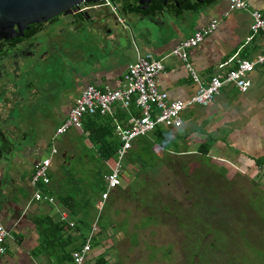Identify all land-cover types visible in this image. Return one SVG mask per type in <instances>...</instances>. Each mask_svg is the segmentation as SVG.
Returning <instances> with one entry per match:
<instances>
[{
	"label": "crops",
	"instance_id": "0c3cea01",
	"mask_svg": "<svg viewBox=\"0 0 264 264\" xmlns=\"http://www.w3.org/2000/svg\"><path fill=\"white\" fill-rule=\"evenodd\" d=\"M246 1L249 9H257L264 16V0ZM225 12H228L226 16ZM145 15L147 14H142L141 17ZM158 15L164 19L158 23L164 24L167 20L172 24V37L169 40L151 42L140 32L143 25L139 24V20L142 18L130 16L131 28H134L130 33L129 26L119 20L128 55L114 63L97 62L86 70L78 65L75 80L81 83V89L77 96L87 84L101 89L121 86L127 65L134 62L138 54L151 52L157 58H162L164 65L163 71L157 76L159 89L166 91L170 99H188L195 92L196 85L184 63L169 53L180 40L191 36L214 19L219 21L217 28L188 50L189 62L202 83L208 82L221 70L231 69L237 57L254 60L264 49V33H252L250 30V12L229 10L226 0L172 1L168 9L154 16ZM113 27L117 29L120 26ZM87 32L90 33H84ZM102 32L106 33L108 39L113 38L109 26L92 32L93 37ZM250 36L251 39L247 42ZM83 51L84 47L81 46V53ZM248 77L251 85L245 92L239 91L232 84L224 85L208 105L187 107L182 112V125L158 126V131L137 137L130 150H140L147 142H154L156 159L163 162L169 158L176 161L178 158L191 160L200 157L199 150L207 147L206 159L210 162L221 161V164L228 167V171L224 172L225 181L238 179L249 182L257 187L258 192L264 193V174L256 171V166L264 165V65H256ZM9 98L8 92L0 93V99H4L0 102L2 115L8 109ZM68 111L69 108L58 125ZM138 113L139 110L134 105L129 109L116 105L113 117L98 115V120L108 121L114 128L113 119L127 125L131 117ZM88 116L93 115L83 118L82 127H71L77 133H84L87 138L88 131L84 126ZM12 126L13 123L0 122V224L10 230L11 235L6 240V250L0 257V264H63L58 259L55 248L52 245L44 247L41 242L45 231L43 226L49 222L65 223L64 231L67 232L62 237H69L65 248L78 249L98 216L96 209L101 203V193L105 191L104 176L110 170L111 158H102L100 145L93 144L96 145L100 165L93 173L95 180L92 187L84 188L78 185V171H69L70 161L77 157V148L68 140L69 135L65 136L63 141L67 149L57 151L59 158H54L56 154L52 157L49 167L50 183L40 184L43 190L55 198V204L35 201L32 199L35 187L31 183L35 164L49 154L53 140L58 137L51 138V129H47L42 123L36 126L39 133L29 131L25 136L10 133ZM25 127L29 128L30 124H25ZM71 128L61 135H67ZM100 134L105 132L101 131ZM85 160L88 158L85 157ZM63 211L67 216L64 220L60 217ZM96 237L93 241V257L100 254L94 253Z\"/></svg>",
	"mask_w": 264,
	"mask_h": 264
},
{
	"label": "rangeland",
	"instance_id": "374dc122",
	"mask_svg": "<svg viewBox=\"0 0 264 264\" xmlns=\"http://www.w3.org/2000/svg\"><path fill=\"white\" fill-rule=\"evenodd\" d=\"M133 15L142 18L141 13ZM163 20L159 15H145L139 20V24L143 25L140 32L151 42L169 40L173 34L172 24L167 20L164 24L158 23ZM64 22L58 18L52 24ZM122 24L129 26V33L134 31L130 20H125ZM122 24L118 23L120 27L117 29L109 25L113 34V38L109 39L103 32L95 38L93 33H83L81 44L84 51L81 53L80 50L79 55L73 50L70 54L47 56L46 65H39L42 70L35 69L31 72L39 83L38 87L42 89L41 95L46 93L52 104L57 100L58 94L66 96L73 92L78 65L86 70L97 62L103 64L123 60L128 55V50ZM37 40L44 43L47 41V34ZM47 44H42V48H46ZM65 45L69 50L70 45ZM66 134L53 140L52 148L58 152L66 150L67 145L63 139L69 135L68 140L77 148V157L70 161L69 171H78V185L88 189L94 183L95 168L100 165L96 145L84 133H77L73 128ZM143 156L131 150L124 156L121 161V184L102 203L101 209H96L100 232L96 237L94 253L105 256L108 264H264V193L258 192L257 187L249 182L238 179L229 184L224 182V185L228 184V190L232 187L234 198L231 202L223 199L204 202L203 210L208 215L211 207L221 217L224 216L223 219L231 227H227V230H213L210 227L215 225V219L211 223L202 214L199 215V220L209 226L200 232L197 219H194L195 209L191 208L194 199L189 198L187 189L190 187L185 184L184 174L178 168L169 169L167 165L170 162L158 161L155 154ZM54 158H59V155L56 154ZM178 162L179 158L176 159V165ZM211 163L216 172L228 171V167L221 164V161L212 160ZM220 194L224 197L226 193L222 190ZM234 203L242 211L238 212L239 219H246L250 223L239 222L233 225L234 219H237V212L234 213L236 208L230 211L227 205L233 207ZM188 205L191 208L189 210L186 207ZM176 216L178 218H174ZM243 224L246 227L240 226Z\"/></svg>",
	"mask_w": 264,
	"mask_h": 264
},
{
	"label": "built area",
	"instance_id": "2783aa9c",
	"mask_svg": "<svg viewBox=\"0 0 264 264\" xmlns=\"http://www.w3.org/2000/svg\"><path fill=\"white\" fill-rule=\"evenodd\" d=\"M229 10H248L252 17L250 30L252 33H264V16L257 9H249L246 0H226ZM83 2L79 3L82 5ZM92 7H107L115 12L111 0H100ZM86 9V8H83ZM228 12L224 13L226 16ZM119 20V19H118ZM219 21L214 19L207 25L196 30L191 36L180 40L170 51L169 55L178 57L185 65L196 85V90L188 99H170L166 91L159 89L157 76L163 71L162 58L153 53L138 54L137 59L129 63L123 75V84L119 87L98 88L93 84L85 85L75 98L67 116L56 129V135L66 132L71 127H82V120L86 115L114 116V108L119 105L129 109L134 105L139 113L131 117L129 124L123 125L114 120V130L119 140V146L112 158L109 172L104 176L105 191L101 193V209L110 193L121 184V161L132 147L133 141L142 135L154 131L158 126L173 127L183 123L182 112L191 105L206 106L219 94L226 84L234 85L239 91L245 92L251 85L249 73L256 65H264V49L254 60L237 57L234 66L228 70L215 73L211 79L202 83L189 62L188 50L197 45L203 38L211 34L218 26ZM248 37L247 42L250 41ZM57 153L52 148L47 156L42 157L35 164L31 183L35 187L32 199L35 201L55 204V198L40 187L51 181L49 167L52 157ZM237 168L236 166L232 165ZM258 174H264V165L256 166ZM61 219H66V212H61ZM99 216L92 224L90 232L82 245L72 252V264H91L94 257L93 241L99 231ZM10 230L0 224V257L6 250V240L10 238Z\"/></svg>",
	"mask_w": 264,
	"mask_h": 264
},
{
	"label": "flooded vegetation",
	"instance_id": "af4514ba",
	"mask_svg": "<svg viewBox=\"0 0 264 264\" xmlns=\"http://www.w3.org/2000/svg\"><path fill=\"white\" fill-rule=\"evenodd\" d=\"M172 1L178 2V0H111L115 12H110L103 6L92 7L94 5L92 2H83L82 5L77 4L68 14H58L36 23L24 35H21V31H17L1 38L0 93L8 92L10 98L7 100L8 109L5 115L0 112V122L13 123L10 131L13 135L25 136L29 131L37 134L39 132L36 126L42 123L47 126V129H51V138L59 137L61 134L56 135V129L60 125L58 122L72 106L81 86L74 79L73 92L66 96L58 94L57 100L51 104L46 93L44 96L41 95L42 89L38 87L39 83L31 72L35 69L42 70L39 65L45 64L49 55L56 57L64 53L70 54L73 50H76V54L79 55L85 31L92 33L109 25L117 26L119 20H129L133 13L154 16L168 9ZM58 18L65 21L64 24H52ZM45 34H47V41L42 43L37 40ZM46 43H48L46 48H42V44ZM65 43L70 45L69 50ZM71 72H74V69H71ZM2 100L4 99H0V102ZM25 124H30V127L26 128ZM234 204L236 207L233 208L239 209L240 206L237 203ZM186 207L189 210V205ZM238 212H242L241 209ZM218 213L215 210H209L206 219L211 221L214 218L215 222L224 220L221 224L222 229L227 230V227L231 226L223 219L224 216L221 217ZM238 215L239 213L235 217L236 220L233 218V225L239 222L250 223L246 219L241 221ZM240 226L246 227L244 224Z\"/></svg>",
	"mask_w": 264,
	"mask_h": 264
},
{
	"label": "trees",
	"instance_id": "16d2710c",
	"mask_svg": "<svg viewBox=\"0 0 264 264\" xmlns=\"http://www.w3.org/2000/svg\"><path fill=\"white\" fill-rule=\"evenodd\" d=\"M98 119V115L88 116L85 121L84 129L88 131L89 140L93 144L100 145L99 151L101 157L111 158L114 156L116 149L119 146V141L115 136L116 134H114L113 126H111L108 121H101ZM101 131L105 132V134H100ZM154 131H158V128H156ZM154 148V142H147L143 149L141 148L140 150L133 151H135V153L140 156L141 154L142 156H149L150 154L154 155ZM199 151L201 152L200 157H196L189 161H185L184 159L179 160L177 165L175 159L169 158L168 160H165V162H170L168 165L166 163L169 169L178 168V170L180 169L181 174H184L186 180L185 184L190 187L187 189L188 194H190L189 198L192 197L194 199V203L191 205V208L195 209L194 215H196V217H194V219H197V224L200 227L199 231L201 232L203 231L204 227L209 226L208 224L199 220V215L204 214V217H207V215H205V210H203L205 205L204 202H212V200L221 201L222 199L223 201L226 200L231 202V199L234 198V196H232L233 194L231 193L232 187H230V190L227 189L229 182L225 181L224 172L214 171L211 167L213 163L205 158L207 147L201 148ZM142 161L143 160H141V163H139L142 164ZM173 162L174 164H172ZM222 176L224 178H222ZM224 182L228 184L224 185ZM222 190L226 193L224 194V197H222L223 194H220ZM57 198H59V195H57ZM227 206L230 208V211H232V208L235 206V204L233 207H230L229 204ZM210 210H212L211 207ZM234 213L237 215L238 210L235 209ZM222 223H224V220L214 222L216 226L212 225L210 228L219 231V228L222 229ZM64 226L65 223L62 222H49L48 225H44L43 228L45 231L43 233L44 235L41 242L44 244V247L52 245L55 248L58 259L61 260L63 264H71L72 252L74 249L67 250L65 248V245L68 242L67 238L69 237L67 236L65 239L62 237L63 233L67 232L66 230L64 231ZM100 226H102L101 223ZM98 232H100V229ZM91 264H108V260L102 254H98L94 257Z\"/></svg>",
	"mask_w": 264,
	"mask_h": 264
},
{
	"label": "water",
	"instance_id": "95a60500",
	"mask_svg": "<svg viewBox=\"0 0 264 264\" xmlns=\"http://www.w3.org/2000/svg\"><path fill=\"white\" fill-rule=\"evenodd\" d=\"M100 0H0V39L21 31V35L44 20L70 13L81 2Z\"/></svg>",
	"mask_w": 264,
	"mask_h": 264
}]
</instances>
